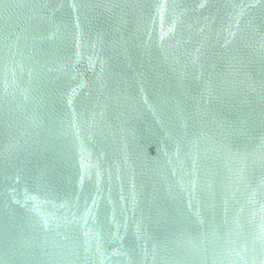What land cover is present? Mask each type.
<instances>
[{"label":"water","instance_id":"95a60500","mask_svg":"<svg viewBox=\"0 0 264 264\" xmlns=\"http://www.w3.org/2000/svg\"><path fill=\"white\" fill-rule=\"evenodd\" d=\"M0 264H264V0H0Z\"/></svg>","mask_w":264,"mask_h":264}]
</instances>
